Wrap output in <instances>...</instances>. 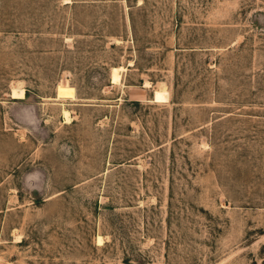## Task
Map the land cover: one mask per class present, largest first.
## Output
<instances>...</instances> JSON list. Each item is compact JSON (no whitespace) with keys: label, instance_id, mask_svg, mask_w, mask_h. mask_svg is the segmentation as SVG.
Here are the masks:
<instances>
[{"label":"rangeland","instance_id":"rangeland-1","mask_svg":"<svg viewBox=\"0 0 264 264\" xmlns=\"http://www.w3.org/2000/svg\"><path fill=\"white\" fill-rule=\"evenodd\" d=\"M0 264H264V0H0Z\"/></svg>","mask_w":264,"mask_h":264},{"label":"bare ground","instance_id":"bare-ground-1","mask_svg":"<svg viewBox=\"0 0 264 264\" xmlns=\"http://www.w3.org/2000/svg\"><path fill=\"white\" fill-rule=\"evenodd\" d=\"M131 65V64H129ZM110 81L112 84H117L120 81V71L117 69L112 70ZM160 88V87H159ZM25 94L22 89L12 88L11 97L13 99H22L24 98ZM62 115L65 119V122H68L70 120L69 113L65 110L62 111ZM102 239L100 237L97 238V242L101 243Z\"/></svg>","mask_w":264,"mask_h":264}]
</instances>
